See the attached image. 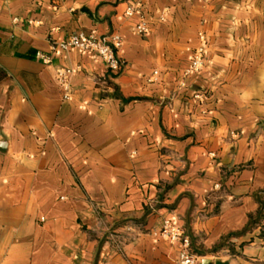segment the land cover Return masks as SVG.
I'll list each match as a JSON object with an SVG mask.
<instances>
[{
	"label": "crops",
	"instance_id": "0c3cea01",
	"mask_svg": "<svg viewBox=\"0 0 264 264\" xmlns=\"http://www.w3.org/2000/svg\"><path fill=\"white\" fill-rule=\"evenodd\" d=\"M164 221L264 264V0H0V264H172Z\"/></svg>",
	"mask_w": 264,
	"mask_h": 264
},
{
	"label": "built area",
	"instance_id": "2783aa9c",
	"mask_svg": "<svg viewBox=\"0 0 264 264\" xmlns=\"http://www.w3.org/2000/svg\"><path fill=\"white\" fill-rule=\"evenodd\" d=\"M127 16L131 15V9H127ZM138 35H145L148 28L144 23L138 24L135 29ZM198 39L200 45L192 52L188 68L183 72V77L187 78L192 75H198L203 69L204 58V35L199 34ZM62 50L77 49L82 52L89 53L93 59L102 62L110 74H116L122 68V61L114 53V49L120 46L117 38L102 37L96 38L83 34H74L66 41L57 45ZM45 62L46 59L43 58ZM72 71L69 69H57L55 71V80L57 84L67 93V83ZM195 98H198L196 95ZM160 236L167 242L178 247L176 260L172 264H201L200 257L192 252L190 248V240L185 233L172 226L169 221H164L160 229Z\"/></svg>",
	"mask_w": 264,
	"mask_h": 264
},
{
	"label": "water",
	"instance_id": "95a60500",
	"mask_svg": "<svg viewBox=\"0 0 264 264\" xmlns=\"http://www.w3.org/2000/svg\"><path fill=\"white\" fill-rule=\"evenodd\" d=\"M215 264H227V263H220V262H216Z\"/></svg>",
	"mask_w": 264,
	"mask_h": 264
}]
</instances>
